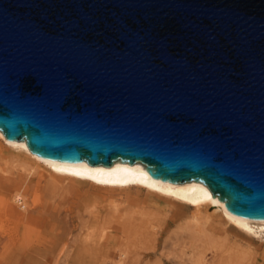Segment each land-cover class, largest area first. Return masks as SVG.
I'll return each mask as SVG.
<instances>
[{
	"label": "water",
	"instance_id": "1",
	"mask_svg": "<svg viewBox=\"0 0 264 264\" xmlns=\"http://www.w3.org/2000/svg\"><path fill=\"white\" fill-rule=\"evenodd\" d=\"M0 132L264 220V0H0Z\"/></svg>",
	"mask_w": 264,
	"mask_h": 264
},
{
	"label": "rangeland",
	"instance_id": "2",
	"mask_svg": "<svg viewBox=\"0 0 264 264\" xmlns=\"http://www.w3.org/2000/svg\"><path fill=\"white\" fill-rule=\"evenodd\" d=\"M15 155L17 151L8 149L0 138V264H104L113 258L117 261L121 250L125 264H264L262 238L253 236L249 241L232 231L218 232L204 218L197 221L191 207L174 206L177 217L165 226L170 211L122 198L116 204L137 217L142 214L147 223L124 233L115 231L117 235L108 238L111 229H97L81 208L107 204L93 200L95 190L69 189L67 181H52L41 171L24 172L12 161ZM16 183L21 186L24 208L12 198ZM13 208L21 216L14 215ZM144 230L156 234L146 236Z\"/></svg>",
	"mask_w": 264,
	"mask_h": 264
},
{
	"label": "bare ground",
	"instance_id": "3",
	"mask_svg": "<svg viewBox=\"0 0 264 264\" xmlns=\"http://www.w3.org/2000/svg\"><path fill=\"white\" fill-rule=\"evenodd\" d=\"M0 138L8 149L17 151L16 158L12 161L21 166L24 172L32 174L41 171V174H46L52 181H67L69 189H73L74 186H87L96 191L93 196L94 201L98 199L107 201L106 205L81 208L87 215V222L97 225V229H111L108 238L112 239L114 235H117L115 231L124 233L127 231L126 228L138 223L144 224L143 222L147 221L141 216L142 214L141 217H137L134 212L131 214L126 210V207L116 204L124 198L131 203L170 211L171 216L163 220L165 226L170 225L177 217L174 206L191 207L197 221L199 218H204L205 222L215 227L218 232L227 234L232 231L235 235L249 241L253 240V236L260 237L264 241V220L243 218L231 213L224 203L212 197L208 188L201 182L175 183L155 179L149 175L145 167L122 161H114L108 166L51 161L33 154L24 140H8L1 132ZM18 153L23 154L24 158H19ZM20 189L21 186L16 183L17 191L12 198L14 202H20L24 208L25 205L21 203ZM131 192L142 193V196L138 194L137 197H133ZM12 210L14 215L21 216L19 211L14 208ZM71 219L74 221L73 216ZM144 232L146 236L156 234L149 230ZM139 235L142 236L143 233L140 232ZM108 238H105V241ZM113 259L106 260L104 264H125L126 254L121 250L118 260Z\"/></svg>",
	"mask_w": 264,
	"mask_h": 264
}]
</instances>
